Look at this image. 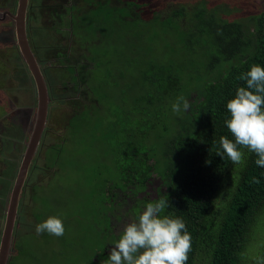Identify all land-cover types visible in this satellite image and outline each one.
Returning a JSON list of instances; mask_svg holds the SVG:
<instances>
[{"label": "trees", "instance_id": "trees-1", "mask_svg": "<svg viewBox=\"0 0 264 264\" xmlns=\"http://www.w3.org/2000/svg\"><path fill=\"white\" fill-rule=\"evenodd\" d=\"M148 1L165 7L166 13L156 14L146 21L131 16L130 8L140 7L139 2H128L123 8H111L109 2L91 7V0H82L79 8L63 6L74 24V29L68 33L72 46L85 45L89 50L112 42L110 47L106 46L111 51L104 52L105 57H99L101 61L105 60L99 65L107 69L106 79L98 82L99 99L96 101L90 90L88 94L95 102L79 106L69 119L70 142L71 135L82 130H93L94 133H86L96 136L93 120L101 111V105L106 108L112 94L121 92L126 74L132 84L130 92L142 87L151 88L147 93L129 94L142 125L135 126L130 121L124 123L131 119L132 112L124 113L123 118L118 115V120L107 125L100 119L99 128L107 126V132L100 136L96 145L111 150L115 157L111 160L112 169L107 167L97 174L103 184L96 192L99 199L89 212L99 219V227L94 230L96 234L107 235L106 244L98 251L100 254L93 256V262L101 264L107 260L109 248L114 247L109 242L116 238L112 234L114 220L122 218L118 206L124 207L132 201L131 210L137 219L147 203L164 197L168 201L164 214L182 218L191 234L192 248L187 264H258L264 258L261 255L264 243H254L264 218V167L257 166L256 154L244 148L241 149L245 154L241 164H233L226 155L222 157L217 152L222 151L221 136L234 139L225 121L230 118L227 102L234 98L239 87L246 86V82L238 77L249 71L253 64L264 67V12L235 21L221 15V5H216L219 2L208 6L199 0L190 6L177 0L182 5L169 7L165 3L168 0ZM84 8L87 9L82 12ZM74 9L82 14L75 16ZM153 24L163 31V39L170 37L176 41L175 52L165 64L157 65L156 59L148 58L147 47L150 46L147 40L145 48L143 27L150 28ZM140 43L144 45L142 51ZM125 45H134L135 49L128 50L126 55ZM89 54L92 67L86 69L88 72H80L76 68L80 67L78 63L67 67L70 82L82 85L90 81L83 74H95L97 60L91 52ZM125 65L129 69L126 70ZM116 77L118 81L113 86L111 80ZM77 87L74 85L73 90ZM124 91L122 95L126 97ZM181 95L191 107L182 111L170 128L163 124V120L168 119L165 113ZM169 131L173 132L171 136H167ZM158 139L166 141L159 151L151 147ZM66 145L61 142L49 148L52 153L48 155V165L63 167L58 160ZM104 160L111 163L109 157ZM9 177L6 174L0 178L4 185L9 184ZM253 177L260 182H252ZM156 181L159 184L154 187L155 199L151 201L136 195L145 194ZM129 193L134 198H129ZM36 218L42 222L38 214ZM103 222L105 225L101 228ZM105 227L108 230L103 233ZM46 234L43 233L41 238L44 239ZM25 236L35 238L31 234ZM38 242L42 241H34ZM259 246L261 252L254 253Z\"/></svg>", "mask_w": 264, "mask_h": 264}, {"label": "rangeland", "instance_id": "rangeland-1", "mask_svg": "<svg viewBox=\"0 0 264 264\" xmlns=\"http://www.w3.org/2000/svg\"><path fill=\"white\" fill-rule=\"evenodd\" d=\"M91 1V7L100 2H109L107 5L111 8H123L127 7L128 2H139L142 4L140 7L130 8L131 16L136 15L146 21H150L156 14H164L167 11L165 7L148 0H141L142 2L139 0ZM197 1L199 0H181L183 4L186 3L190 6ZM200 1L208 6L211 3L219 2L216 5H221V15L235 21L248 19L264 12V0ZM165 3L169 7L175 4L182 5L177 0H168ZM82 4V0H30L29 3L28 38L37 60L41 63L49 90L50 103L46 127L21 195L9 264L12 260L13 264H96L93 262V256L100 254L98 251L102 250L106 244L107 235L96 234L94 230L97 229L99 219L89 212L94 207L95 201L99 199L96 192L103 184L97 174L107 167L112 169L111 160L115 157L111 150L107 151L104 147L96 145L100 136L107 132V126L99 128L100 119H103L104 124L107 125L118 120V115L123 118L124 113L132 112L131 119H127L124 123L130 121L135 126L142 125V121L135 112V105L129 100V94L147 93L151 88L142 87L130 92L132 84L128 78L129 74H126L127 77L121 87V92L112 94L106 108L101 105V111L94 118L95 123L93 120V128H96L95 134L98 137L89 134L94 133L93 130H82L81 133H73L70 142L67 128L69 119L79 106L83 107L84 104H90L91 101L95 102L94 98H91L92 95L88 94L90 90L98 101V82L102 78L106 79L107 73V69L99 65H102L101 62L105 60L101 61L99 57H105L103 56L104 52L111 51L108 47L112 44L111 42L100 46L96 45L89 50L85 45H71V37L68 33L74 29V24L70 21V13L63 9V6L75 5L76 8H79ZM18 5L19 0H0V178L6 174L10 175L7 178L9 184L4 185L3 179H0V243L12 189L33 134L38 112L36 85L17 44L13 16L17 13ZM90 5L85 6L89 8ZM86 9L84 8L82 12H85ZM72 13L75 16L82 14L76 9ZM149 26L150 28L142 26L143 31L146 32L143 37L145 48L147 40L149 41L147 45L150 46L147 47V50L150 51L148 58L151 61L156 59L157 65L165 64L168 57L175 52L176 41L170 37L163 39V31L157 25ZM53 28L55 29L53 30ZM113 44L117 43L113 42ZM126 45L123 50L127 55L129 54L128 50H134L135 46ZM140 48L141 51L144 48L141 43ZM89 52L97 60V64H95L97 71L95 74L94 72L83 74L88 76L90 81L82 85L70 82L71 74L66 71L67 67L76 66L78 63L80 67L76 68H79L80 72L89 70L92 67L88 60ZM125 69H129V66L125 65ZM111 81L113 82L111 85L114 86V83L118 81L117 77L116 80L112 79ZM74 85L78 87L73 90ZM124 89L126 97L122 95ZM170 108L171 110H169ZM167 109L165 114L168 115V119L163 120V124L170 127L175 124L178 115L172 111V105H169ZM11 118H13L12 121H10ZM172 134L173 132L169 131L167 136ZM61 142L67 144L58 160V163L63 167H51L48 165V155L52 153L49 148ZM165 143V140L158 139L152 142L151 147L159 151L160 148H164ZM107 157L111 163H106L104 159ZM158 184L156 181L148 187L145 194L136 195L139 198L147 197L152 201L156 198L154 187ZM132 196V194L129 195V198ZM131 204L132 201H129L124 207L123 205L117 207L118 214L121 213L122 218L120 221L114 220L115 227L112 234L117 239L112 238L109 243L114 244L113 242L120 238L125 225L136 220L131 210ZM135 213H138V209H135ZM37 214L42 222L51 215L61 216L66 229L65 234L62 237H56L47 233L42 239L43 233L37 234L35 230L39 223L36 218ZM260 224H262L261 228L256 232L257 235L254 238L256 245L264 243V218ZM104 225L105 222L100 227L102 228ZM107 230L106 227L103 228V233ZM28 234L35 238L25 236ZM34 241L42 242L36 244ZM261 250L262 247L259 246L254 250V253H260ZM261 255L264 256V251Z\"/></svg>", "mask_w": 264, "mask_h": 264}, {"label": "clouds", "instance_id": "clouds-1", "mask_svg": "<svg viewBox=\"0 0 264 264\" xmlns=\"http://www.w3.org/2000/svg\"><path fill=\"white\" fill-rule=\"evenodd\" d=\"M238 79L245 81L246 86L239 87L226 106L230 118L225 123L234 139L221 136L222 151L217 155H226L233 164H241L244 148L256 154L257 166L264 167V67L253 64ZM190 107L181 95L172 104V111L179 115ZM252 182L260 181L253 177ZM167 207L164 197L147 203L137 219L125 225L120 238L113 242L108 259L101 264H187L191 234L182 218L164 214ZM35 230L37 234L47 232L62 237L66 229L61 216L51 215ZM258 264H264V258Z\"/></svg>", "mask_w": 264, "mask_h": 264}, {"label": "water", "instance_id": "water-1", "mask_svg": "<svg viewBox=\"0 0 264 264\" xmlns=\"http://www.w3.org/2000/svg\"><path fill=\"white\" fill-rule=\"evenodd\" d=\"M30 0H19L17 13L13 16L16 25L17 44L20 53L34 79L37 96L38 112L36 125L26 149L15 184L12 189L9 208L6 216L3 236L0 243V264H9L10 251L13 243L14 228L18 218L21 195L27 181L33 160L43 136L49 112V90L41 65L30 45L27 33V17Z\"/></svg>", "mask_w": 264, "mask_h": 264}]
</instances>
